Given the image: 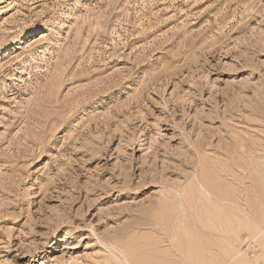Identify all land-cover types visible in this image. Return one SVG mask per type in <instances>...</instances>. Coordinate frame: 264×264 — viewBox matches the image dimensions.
<instances>
[{
	"label": "rangeland",
	"instance_id": "obj_1",
	"mask_svg": "<svg viewBox=\"0 0 264 264\" xmlns=\"http://www.w3.org/2000/svg\"><path fill=\"white\" fill-rule=\"evenodd\" d=\"M0 264H264V0H0Z\"/></svg>",
	"mask_w": 264,
	"mask_h": 264
},
{
	"label": "bare ground",
	"instance_id": "obj_2",
	"mask_svg": "<svg viewBox=\"0 0 264 264\" xmlns=\"http://www.w3.org/2000/svg\"><path fill=\"white\" fill-rule=\"evenodd\" d=\"M205 183L206 184H204V186L206 185V186H210L211 187V189H212V192H215V193H220V195H222L221 194V192L220 191H222L223 189H221L220 188V185H218L217 183H215L213 180H211L210 178H208L207 176H205ZM202 181V180H201ZM203 183V182H202ZM202 185V184H201ZM203 186V187H204ZM222 187V186H221ZM223 192V191H222ZM226 192V191H225ZM209 193H211V191L209 192ZM210 195V194H209ZM220 195H219V198H220ZM228 195H229V193H228ZM212 196H213V194H212ZM225 196V195H224ZM218 198V199H219ZM224 198H226V197H224ZM217 199V200H218ZM221 199V198H220ZM227 199V198H226ZM222 201H223V199H222ZM228 201V200H227ZM210 203H211V201H210ZM214 206V205H213ZM210 209V208H209ZM219 211V210H218ZM211 212H212V210H211ZM253 226V225H252ZM250 228H252V227H250ZM254 229V228H253ZM257 230V229H256ZM257 232V231H256ZM253 233H255L254 232V230H253Z\"/></svg>",
	"mask_w": 264,
	"mask_h": 264
}]
</instances>
